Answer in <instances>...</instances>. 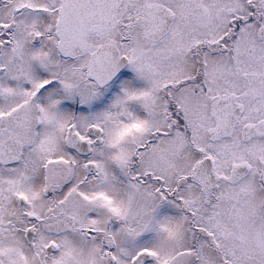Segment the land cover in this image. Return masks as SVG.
Here are the masks:
<instances>
[{
  "label": "snow or ice",
  "instance_id": "snow-or-ice-1",
  "mask_svg": "<svg viewBox=\"0 0 264 264\" xmlns=\"http://www.w3.org/2000/svg\"><path fill=\"white\" fill-rule=\"evenodd\" d=\"M0 264H264V0H0Z\"/></svg>",
  "mask_w": 264,
  "mask_h": 264
}]
</instances>
